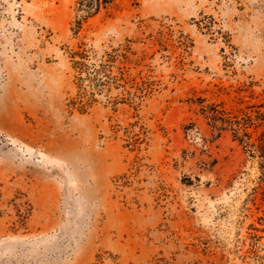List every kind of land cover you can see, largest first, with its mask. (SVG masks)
<instances>
[{"label":"rangeland","instance_id":"1","mask_svg":"<svg viewBox=\"0 0 264 264\" xmlns=\"http://www.w3.org/2000/svg\"><path fill=\"white\" fill-rule=\"evenodd\" d=\"M77 7L0 0V264H264V0ZM121 45L142 100L90 78Z\"/></svg>","mask_w":264,"mask_h":264},{"label":"trees","instance_id":"2","mask_svg":"<svg viewBox=\"0 0 264 264\" xmlns=\"http://www.w3.org/2000/svg\"><path fill=\"white\" fill-rule=\"evenodd\" d=\"M114 1L115 0H77L78 15L73 29L77 31L80 30L84 21H87L90 17L99 13L102 8L109 7ZM130 52L136 54V52L131 50L130 45H121L114 47L112 50H104L100 55H96L98 56V61L93 63L90 78L92 80L99 79V76L102 75L100 83L97 84L105 85V87L109 86V90L112 89V86L122 88L124 95H128L131 102H133L138 98L142 100L144 96L152 93L155 80L143 76L142 71L138 75L133 73L132 68L139 64V60L133 58ZM77 55L81 57L90 56L88 53L79 50L74 52V58ZM79 62L81 63L80 60H76V63ZM203 109L206 108L203 107ZM214 110L216 113L212 114V118H224V116L217 117L219 116L217 112H221L218 108H214ZM233 129L237 132L243 130L244 136L236 135V138L240 139L242 143H246L245 145L249 147L253 156L257 155L261 159V182L263 183L262 187L264 192V131L257 140H252V133L245 128L239 126ZM245 136L248 138L246 139ZM137 139L138 138H134V144L137 142Z\"/></svg>","mask_w":264,"mask_h":264}]
</instances>
